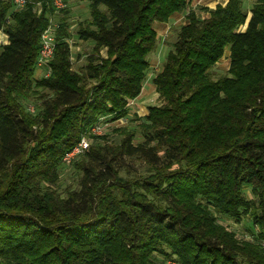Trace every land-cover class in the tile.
<instances>
[{"label":"trees","instance_id":"trees-1","mask_svg":"<svg viewBox=\"0 0 264 264\" xmlns=\"http://www.w3.org/2000/svg\"><path fill=\"white\" fill-rule=\"evenodd\" d=\"M50 1L0 0V264H264L260 245L215 217L247 219L264 241V0L190 11L152 79L161 104L134 117L137 144L119 129L114 145L91 128L128 116L157 48L154 23L193 0H82L89 16L74 36L91 43L85 64L73 69L62 17L50 75L36 81ZM226 51L227 75L214 80ZM82 138L93 144L63 197L62 157ZM134 162L147 168L128 178Z\"/></svg>","mask_w":264,"mask_h":264},{"label":"rangeland","instance_id":"rangeland-1","mask_svg":"<svg viewBox=\"0 0 264 264\" xmlns=\"http://www.w3.org/2000/svg\"><path fill=\"white\" fill-rule=\"evenodd\" d=\"M198 0H193L190 6L184 13L175 15L170 21L166 24L154 23L153 29L157 34V48L156 50L148 56L149 60V69L146 73V78L143 83V91L140 96V99L131 103L129 107L128 116L122 118L120 120H112V117L101 118L98 123L102 126V132L99 137H105L104 142L107 145H114L119 143L120 139H122L123 134L116 133L114 130H123V131H133L135 133V138L133 139V144H137L140 141V133L138 132L137 125L138 121L134 120V117L143 118L148 114V108L152 106H159L161 101L158 97V94L155 91V87L152 84V79L157 75L160 71L162 63L165 60L167 52L170 50V44L174 40L175 30L179 26L185 23V16L190 12L194 11L199 16L205 17L207 14L204 12L201 4L197 3ZM215 0H210V3H214ZM219 3H223L224 0H218ZM254 0H244V4L247 9L251 6ZM65 9L63 11H53L52 15H50L49 21L56 26V34L59 30V22L60 18H66L68 24V33L69 37L67 42L71 47V60L73 63V69L78 70L85 64L86 56L91 52V43H80L76 40L74 33L76 29V25L79 21H82L89 16L88 12V4L86 1L82 0H65ZM213 4H211L212 6ZM249 15V14H248ZM243 27L242 31L244 30ZM80 55V57H78ZM101 56L105 57L104 52H101ZM78 57V58H77ZM229 67V58L228 52L226 51L221 60L210 70L211 77L214 80L221 79L227 75ZM50 70L48 69H36L34 78L36 81H40L43 78H47L50 74ZM49 74V75H48ZM38 102L34 100H30L28 103V110L31 113L35 111V105ZM93 135V134H92ZM88 139V138H87ZM89 145L92 143V138L88 139ZM93 144V143H92ZM90 147V146H89ZM89 149V148H88ZM81 156L75 158L71 164L64 165L63 163L60 165V170H58V181L54 186V190L59 195H65V192L70 189H77V176L73 172V163ZM146 166L139 162H134L129 166L128 173L125 175L128 178L137 177L139 174H143L146 170ZM217 218V222L224 226L228 231L233 232L235 236L240 240H252L254 244L259 245V241L252 237V233H257L256 229L251 226V223L244 219L241 223H236L232 219H229L224 216L215 215ZM174 264V263H170Z\"/></svg>","mask_w":264,"mask_h":264},{"label":"built area","instance_id":"built-area-1","mask_svg":"<svg viewBox=\"0 0 264 264\" xmlns=\"http://www.w3.org/2000/svg\"><path fill=\"white\" fill-rule=\"evenodd\" d=\"M28 0H13L15 7L22 8ZM51 6L54 11L59 12L65 9V0H51ZM41 3L37 4V7L40 8ZM56 26L49 22L46 29L41 33L40 36V50L38 56L36 58V68L39 70L48 69L49 70V62L53 58L54 49H55V34H56ZM50 74V73H49ZM48 74V75H49ZM32 112V110H31ZM102 132V126L100 123H97L90 130V133L93 135H99ZM89 148V141L87 138H82L70 151H68L62 157V163L64 165H69L71 162L82 155ZM259 245L261 249L264 251V241L260 240Z\"/></svg>","mask_w":264,"mask_h":264},{"label":"crops","instance_id":"crops-1","mask_svg":"<svg viewBox=\"0 0 264 264\" xmlns=\"http://www.w3.org/2000/svg\"><path fill=\"white\" fill-rule=\"evenodd\" d=\"M227 2H228V0H224L223 3H219L218 0H215L214 3H210V0H198L197 3L198 4H201V6L204 7V8L214 9L217 5L224 6ZM211 4H213V5L211 6ZM7 44H8V38H7V36L5 34H3V33H0V45H7ZM143 89L144 88H142V91H143ZM142 91H141L140 95L137 97V99L135 101H137V100L140 99V96L142 94Z\"/></svg>","mask_w":264,"mask_h":264},{"label":"water","instance_id":"water-1","mask_svg":"<svg viewBox=\"0 0 264 264\" xmlns=\"http://www.w3.org/2000/svg\"><path fill=\"white\" fill-rule=\"evenodd\" d=\"M249 19H250V16H248V18H247V21H246V24H245V28H246V26H247V24L249 22Z\"/></svg>","mask_w":264,"mask_h":264}]
</instances>
